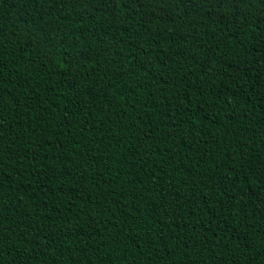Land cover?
<instances>
[{"label": "trees", "instance_id": "obj_1", "mask_svg": "<svg viewBox=\"0 0 264 264\" xmlns=\"http://www.w3.org/2000/svg\"><path fill=\"white\" fill-rule=\"evenodd\" d=\"M0 264H264V0H0Z\"/></svg>", "mask_w": 264, "mask_h": 264}]
</instances>
